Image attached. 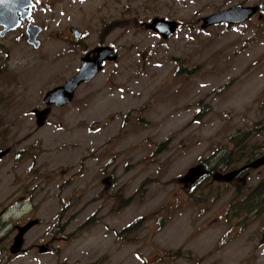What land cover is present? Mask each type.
Wrapping results in <instances>:
<instances>
[{"label": "rangeland", "instance_id": "1", "mask_svg": "<svg viewBox=\"0 0 264 264\" xmlns=\"http://www.w3.org/2000/svg\"><path fill=\"white\" fill-rule=\"evenodd\" d=\"M237 4L264 14V0H127L110 30L117 60L40 128L32 110L80 56L57 36L82 29L91 46L94 10L48 9L43 49L0 54V145L22 150L13 176L9 161L0 165V264H264V212L243 226L227 217L264 185V166L228 184L212 180L229 172L220 169L196 187L178 182L216 147L230 150L237 132L252 137L235 169L264 155V18L200 29ZM153 18L178 27L163 39L147 28ZM31 219L38 224L11 254L16 227Z\"/></svg>", "mask_w": 264, "mask_h": 264}, {"label": "flooded vegetation", "instance_id": "2", "mask_svg": "<svg viewBox=\"0 0 264 264\" xmlns=\"http://www.w3.org/2000/svg\"><path fill=\"white\" fill-rule=\"evenodd\" d=\"M126 1L127 0H0V54L9 55L11 51H14L16 48H18V46L21 47L22 49L26 48L30 52L40 51L41 49L44 48L47 40V35H46L47 10L54 8L56 6L63 7V3L72 6L77 5L78 7L83 6L94 10L95 17H91L90 20L92 21L93 24L92 26L94 28L95 39L91 41V46L88 47L86 44L87 35L84 32V30L76 29L73 27H63L61 29L60 34L57 36L59 40H61L62 43H70L72 45L70 49L76 48L80 56L78 57L77 69L72 73H70V75L64 79L63 83L59 84L57 87L64 85V83L68 79L72 78L78 72L81 66V60L86 56H88L89 54H91L90 56H92V58H99V60L101 61L100 62V67H101L100 72H101L106 64L115 62L117 60L118 48L114 47L115 44H113L112 41L109 39L110 30L112 29V26H119L122 24L123 20H125L124 16L126 15V13L123 5H126ZM237 5L243 7H256V5L254 6H248L243 4H237ZM111 6L116 7L119 10V12L115 14L108 12ZM257 7H258V12L253 14L245 22L249 21L255 15H257V18L259 20L261 18H264V14L262 13L260 6ZM226 9H222L220 11H214L213 13L202 18L201 19L202 24L200 25V29L205 31L209 29H217L220 27L229 28L238 24L245 23V22L235 23V24H232L230 22L217 23L202 28L203 20L205 18L211 15L218 14ZM102 11H104L105 14L100 15ZM154 19H162V18H153L151 20V23ZM162 20L165 22L175 23L176 24L175 30L177 29L178 24L176 22L166 21L164 19ZM151 23L147 24V28L152 32H154L156 35H160L156 31L149 28ZM112 50H115V57H116L115 60L101 58L104 55H108L110 51L112 52ZM82 85L83 83L80 84L78 87H81ZM78 87L75 89L71 101L60 107H57L55 104L54 105L44 104V100H43L44 96H43L41 99L42 107L33 109L31 114L35 117L34 111L48 110L49 114L44 122L45 124L53 109L57 108L60 110L66 107L67 105H69L73 101L75 92L78 89ZM3 151H7V152L4 156H2V158H0V165L6 161H9L11 165L7 169L6 173L13 176L15 163L17 160L21 159V157L19 158L17 157V153H20L22 150L16 151L12 146L4 147L3 145H0V152ZM246 173H247L246 170L240 172L236 176V179L238 181L243 180L242 177L243 176L245 177ZM2 174L4 175L5 172ZM24 200H25L24 196L18 199L19 202H23Z\"/></svg>", "mask_w": 264, "mask_h": 264}, {"label": "water", "instance_id": "3", "mask_svg": "<svg viewBox=\"0 0 264 264\" xmlns=\"http://www.w3.org/2000/svg\"><path fill=\"white\" fill-rule=\"evenodd\" d=\"M185 1V0H180ZM258 11V7H243V6H234L228 8L218 14L211 15L203 20L202 28H205L212 24L217 23H242L248 20L253 14ZM175 23L165 22L162 19H154L149 26L150 29L159 33L163 39H168L175 32ZM86 56L81 60V66L78 72L70 79H68L64 85L60 87H56L50 91H48L44 95V104L51 105L55 104L57 107L63 106L71 101L73 98V94L75 89L82 83L89 82L94 78L96 74H98L101 70L100 60L99 58H92V56ZM101 58L115 60V50L110 51L108 55H104ZM49 114L48 110L42 111H34L36 126L42 127L47 116ZM7 151L0 152V158L6 154ZM264 166V155L251 161L249 164L241 167L240 169L231 171L224 175L217 174L213 177V179L228 183L230 182L237 174L246 170L252 169L256 170L260 167ZM207 175V171L205 170L203 165H196L187 171L184 177L180 180L181 183L192 186L200 179ZM105 185V189L109 188V184L107 179L103 182ZM38 224V220H30L23 226L17 227V234L13 238L12 246L10 247V253L15 255L18 254L24 243L25 234L34 226ZM46 251L45 246L39 247V252L43 253Z\"/></svg>", "mask_w": 264, "mask_h": 264}, {"label": "trees", "instance_id": "4", "mask_svg": "<svg viewBox=\"0 0 264 264\" xmlns=\"http://www.w3.org/2000/svg\"><path fill=\"white\" fill-rule=\"evenodd\" d=\"M262 126L264 127V124ZM256 129L257 127H254L253 130L256 131ZM250 137H252L250 131L244 133L237 132L230 137V150H224L222 148L216 147L208 156L199 159L200 164H203L208 172L207 176L201 179L199 182L201 183L205 180H208V178L211 176V173H213L215 170H234L236 164L242 160L244 152L249 149L246 147V145H244L243 142ZM253 159L254 157L251 154L247 155L244 164L249 163ZM198 183L192 187H196ZM262 212H264V185H257L254 189L248 191L241 201L233 202L229 206L227 217L231 219L236 218V225L243 226V219L246 216H258L259 213ZM241 215H243V217ZM138 225L139 220L136 223H132L124 228L121 233H119V236H121L123 232L130 234L138 228Z\"/></svg>", "mask_w": 264, "mask_h": 264}]
</instances>
